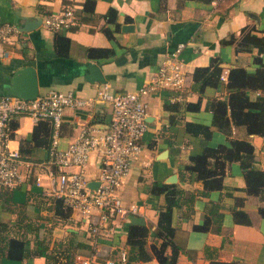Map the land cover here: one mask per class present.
Wrapping results in <instances>:
<instances>
[{"label":"crops","instance_id":"crops-1","mask_svg":"<svg viewBox=\"0 0 264 264\" xmlns=\"http://www.w3.org/2000/svg\"><path fill=\"white\" fill-rule=\"evenodd\" d=\"M93 1L85 6L86 0H0V18L18 29L15 35L0 42V90H7L18 68L29 65L36 71L39 94L56 89L72 91L83 98L92 97L102 83L86 80L90 63L98 66L113 91L135 90L151 77L168 53L183 43L185 89L176 102L170 100L166 90L142 97L147 104V130L141 140V151L132 159L118 194L125 204L138 205L137 216L144 219L143 225L153 235L158 213L165 205L164 193L156 188L174 185L182 190L174 197L178 204L171 215L173 241L184 250L177 264H209L211 260L264 264V217L258 213L264 202L247 194L240 164L226 163L224 168L215 164V169L221 172L217 177L221 176L222 187L207 191L195 172L185 169L192 163L190 158L201 154L205 146L229 145L231 140L238 139L253 146V165L264 172V136L249 134L244 126L231 125L227 134L211 127L212 134L206 140L185 128L188 122L211 125L210 104L214 99L227 100L230 68L264 75V50L239 45L243 28L253 36L264 37V0H218L215 4L213 0ZM66 6L72 7L76 15L77 25L72 28L56 33L40 22L29 31H21L26 20H41ZM109 8L117 12L118 27L107 22ZM124 24L133 27L123 30ZM104 28L109 30V37L104 34ZM58 33L69 39L67 56L56 52L54 39ZM224 40L232 42L225 44ZM89 48H109L114 54L108 58L89 57ZM257 57L261 64L257 63ZM213 59L218 60L220 77L226 73V80L219 77L218 83L201 88V83L194 80V71L202 67L212 70ZM248 95L254 100L264 96V92L250 91ZM111 113L108 103L65 108L57 147L66 148L84 125L97 124L106 129ZM10 128V145L21 155L20 182L6 192L0 189V222L7 224L11 236L27 238L31 251L38 246L46 247L49 251L67 252L72 260L77 255H87L92 249L87 225L69 210L56 214L55 200L47 194L50 121L42 119L34 123L26 116H17L12 118ZM94 153L85 169L89 184L96 182L99 172V155ZM37 176L43 179L44 186L35 183ZM238 209L247 214L248 223L234 220L233 211ZM219 215L221 218H217ZM206 220L207 230L196 228ZM130 224L128 217L117 219L113 222V232L99 239L100 261L107 260L114 252L118 255L122 248L127 252ZM44 261L43 256L32 254L26 264H44ZM0 264H3L1 258ZM130 264L159 263L152 258Z\"/></svg>","mask_w":264,"mask_h":264},{"label":"built area","instance_id":"built-area-1","mask_svg":"<svg viewBox=\"0 0 264 264\" xmlns=\"http://www.w3.org/2000/svg\"><path fill=\"white\" fill-rule=\"evenodd\" d=\"M217 1L213 0V4ZM41 23L47 30L57 33L77 25V19L74 9L66 6L43 16ZM17 32L13 24L0 18V42ZM183 48L184 44L179 43L158 64L151 77L135 90L113 91L108 83H102L94 96L87 98L56 89L30 99L0 94V189H11L20 182L21 155L10 145L12 118L26 116L34 123L49 120L52 139L47 157V194L83 220L91 237V254L75 256V264H116L112 259L100 261L97 245L100 238L113 232L115 220H126L129 215L139 214L138 205L125 204L118 190L130 171L132 159L141 151V140L147 130V104L142 97L166 90L172 102L181 98L186 84L185 61L181 57ZM220 79L226 80V73ZM94 103L111 106L106 129L97 124L84 125L73 142L59 149L58 135L64 109L83 108ZM91 152L99 155V172L94 187L89 186L85 175ZM69 167L75 170H67ZM35 183L44 186L40 176L35 178ZM118 256L117 262L124 264L126 250L120 249Z\"/></svg>","mask_w":264,"mask_h":264},{"label":"trees","instance_id":"trees-1","mask_svg":"<svg viewBox=\"0 0 264 264\" xmlns=\"http://www.w3.org/2000/svg\"><path fill=\"white\" fill-rule=\"evenodd\" d=\"M89 3L93 4L94 1L86 0L85 6ZM116 16V10L109 8L106 13L107 22L114 23L118 27ZM103 32L107 37L110 36L107 28H104ZM241 32L243 35L239 42L240 47L244 48V46L249 45L256 46L260 51L264 50V37L253 36L246 28H243ZM229 42L232 41H222L225 44ZM68 43L69 39L67 37L59 33L56 34L54 44L58 55L67 56ZM113 54V51L109 48H89L87 50V55L94 58H108L112 57ZM217 61V59L212 60L211 63L214 64L212 70L209 67L195 69L193 77L195 81L201 83V88L219 82L222 70L217 65ZM256 61L259 64L262 63L258 57ZM226 88L229 93L227 100L214 99L210 104L212 111L211 125L188 122L185 124L186 131L207 140L212 134L211 127L227 134L231 125H234L244 126L249 134L264 136V96L260 95L251 100L248 95L250 91L264 92V75L249 74L243 68H230ZM36 143L39 142L36 141ZM190 159L192 163L187 165L185 169L189 172H195V177L203 181L206 191L212 188L221 189L222 187L221 176L217 177L221 172L215 169V164H220L224 168L226 163L238 162L243 171L247 194L254 195L264 202V172L254 167V148L249 142L233 139L229 145L205 146L201 154L192 156ZM211 178L212 180H210ZM6 189L4 188V192H6ZM156 190L164 193L165 205L158 213L153 235H151V230L146 225L130 224L126 235L127 258L124 264L147 261L152 258H155L159 264H177L179 254L184 253V250L173 241L174 229L171 226L172 210L178 204L174 197L176 194H181L182 190L176 189L174 185H163L157 187ZM55 207L56 214L59 215H62L64 210L68 211L59 200H55ZM258 213L261 217H264L263 205L258 207ZM217 218H221V215ZM233 218L237 223L245 224L249 222L247 214L241 209L233 211ZM196 228L207 230L209 228L208 221L206 220ZM7 230V224L0 222V258L3 264H26V259L32 254L43 256L44 264H73V260L67 252L49 251L46 247L40 246L31 251L29 248L30 241L27 238H20L16 235L11 236L7 233ZM149 238L156 241L148 242ZM157 241L159 244H157ZM167 250H169L168 253ZM86 254L90 255L91 250ZM117 258L118 255L114 252L108 259H113L116 264H119ZM209 264L236 263L211 260Z\"/></svg>","mask_w":264,"mask_h":264},{"label":"water","instance_id":"water-1","mask_svg":"<svg viewBox=\"0 0 264 264\" xmlns=\"http://www.w3.org/2000/svg\"><path fill=\"white\" fill-rule=\"evenodd\" d=\"M41 20L35 21L26 20L24 25L20 28L21 31H29L32 28L39 25ZM132 25H122L123 30L132 29ZM88 74H86V80L90 82L105 83L104 76L102 75L98 66L94 63L88 65ZM7 93L12 94L20 98L30 99L36 97L39 94L38 81L36 71L33 66H22L18 68L10 78V84L7 90H0V94ZM89 186H96V182H91ZM128 219L131 224L143 225L144 219L139 216L129 215Z\"/></svg>","mask_w":264,"mask_h":264},{"label":"rangeland","instance_id":"rangeland-1","mask_svg":"<svg viewBox=\"0 0 264 264\" xmlns=\"http://www.w3.org/2000/svg\"><path fill=\"white\" fill-rule=\"evenodd\" d=\"M93 154H95L94 152H91L90 153V156H89V159L91 158V156L93 155ZM88 162H89V160H88ZM88 162H87V164H88ZM86 164V165H87ZM89 165V164H88ZM85 169L87 170V166H85ZM150 241H156L155 239H153V238H149L148 239V242H150ZM157 244H159V242L157 241ZM74 259V258H73ZM73 264H75V259L73 260Z\"/></svg>","mask_w":264,"mask_h":264}]
</instances>
